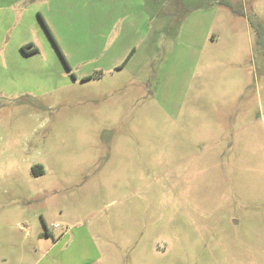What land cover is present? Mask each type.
Masks as SVG:
<instances>
[{"label": "rangeland", "instance_id": "374dc122", "mask_svg": "<svg viewBox=\"0 0 264 264\" xmlns=\"http://www.w3.org/2000/svg\"><path fill=\"white\" fill-rule=\"evenodd\" d=\"M188 5L55 16L68 71L44 0H0V264H264V0Z\"/></svg>", "mask_w": 264, "mask_h": 264}, {"label": "crops", "instance_id": "0c3cea01", "mask_svg": "<svg viewBox=\"0 0 264 264\" xmlns=\"http://www.w3.org/2000/svg\"><path fill=\"white\" fill-rule=\"evenodd\" d=\"M161 1L162 0H44L43 9L45 11V14H42L41 17L50 33H53L52 36L54 37V39H57L56 42H58L60 37L56 35V29L54 30L53 26V20L55 16H61L63 18L64 16L68 17L70 15H73V17H79L82 20L93 19L94 21H97L99 23H109L110 25L113 23V17L116 16L117 18L115 19L114 24L120 23L119 25H121V28L118 29L119 32H122L121 30H123L122 25L124 24V22V28L130 27V29L135 31L139 20L136 15H134L133 11H145V9L149 7L150 9H152L151 13L149 12V14L151 16H156L159 20V24H156V32H161L168 35L169 33H171L172 27L177 24V26L179 27L183 23L184 15L182 21L177 20L178 22L174 20V17L176 18V16L178 17L180 15V17H182V14L190 13L193 8H189L188 2L190 0H163L165 1L164 4H162ZM223 3L228 2L224 1ZM127 13L131 14V16H129V19L125 15ZM166 17H171V19H167ZM160 21L163 22L161 23ZM114 24L112 26H114ZM114 28H110V30L113 31L116 29ZM31 45L33 44L31 43ZM33 48L37 49V47L34 45ZM132 49L133 48L129 49V53ZM63 52L65 53L64 58L69 64L68 60L72 59L73 55L70 52L69 55H67L64 49ZM117 70H119L118 67Z\"/></svg>", "mask_w": 264, "mask_h": 264}, {"label": "trees", "instance_id": "16d2710c", "mask_svg": "<svg viewBox=\"0 0 264 264\" xmlns=\"http://www.w3.org/2000/svg\"><path fill=\"white\" fill-rule=\"evenodd\" d=\"M221 5H225L226 7L232 9V11L235 14H238V11H235V9L233 10V7L229 4V3H220ZM39 19H40V23L42 25V27L44 28V30L46 31V33L48 34V37L51 39L50 41L52 42V44L54 45V47L57 49L61 60L65 63V66L67 67L68 71H70L67 63L65 62V59L63 58L64 56L62 55V53L60 52V50L58 49V47L56 46L55 42H54V38L51 35L49 29L47 28V26L45 25V22L43 21L42 17H40V15H38ZM250 26L251 29L256 33V47L260 50L261 54L264 56V26H262L261 24L254 25L253 23L250 22ZM21 51L26 54V55H34L38 52V50L36 48H33V45H31V43L26 44L24 46L21 47ZM134 54V50L132 49L130 51V53L128 54V56L124 59V61L122 62V64L118 67V69H122L124 68V66L126 65V63L128 62L129 58H131ZM91 79V77H87V78H83L81 79L82 82H85L87 80ZM33 172L34 175H40L43 174V169L41 166H38L37 168L34 167L33 168ZM43 236H46V233L42 234Z\"/></svg>", "mask_w": 264, "mask_h": 264}]
</instances>
